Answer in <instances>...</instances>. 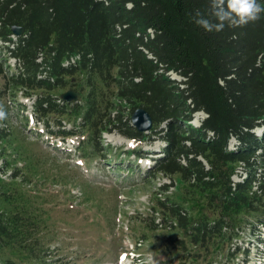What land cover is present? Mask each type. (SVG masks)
Returning <instances> with one entry per match:
<instances>
[{"label":"trees","instance_id":"1","mask_svg":"<svg viewBox=\"0 0 264 264\" xmlns=\"http://www.w3.org/2000/svg\"><path fill=\"white\" fill-rule=\"evenodd\" d=\"M258 3L264 7V0ZM208 7L209 0H0V38L13 44V49L0 46V106L6 113L0 120V142L7 136L1 128L8 116L6 93L43 91L32 100L34 115L42 120L54 114L60 126L70 104L48 93L73 86L74 75L83 73L88 88L84 107L71 103L78 121L69 129L57 128L56 136L87 133L88 141L100 140L103 132L118 130L131 140L142 138L118 109L113 119L109 108L105 112L97 99V77L115 87V100L139 103L150 115L152 131L161 133L164 146L154 171L179 174L208 204L264 206L263 175L255 176L256 168L264 167V13L245 26L207 32L190 14L199 10L207 16ZM14 25L23 34L12 41ZM6 54L16 59L13 71L5 66ZM39 54L42 62L36 61ZM72 54L80 61L63 66ZM172 72L180 79H170ZM195 112L206 114L198 129L189 123ZM259 127L261 134L254 135ZM231 137L236 142L228 151ZM237 164L247 175L232 186ZM255 181L257 192L252 191ZM166 209L181 228H193L186 232L190 237L208 229L219 232L198 221L190 227L178 206ZM14 215L0 210V246L11 243L39 257L12 233ZM35 225L32 221L27 228Z\"/></svg>","mask_w":264,"mask_h":264},{"label":"rangeland","instance_id":"2","mask_svg":"<svg viewBox=\"0 0 264 264\" xmlns=\"http://www.w3.org/2000/svg\"><path fill=\"white\" fill-rule=\"evenodd\" d=\"M6 61L13 70L12 59ZM177 77L170 73V79ZM93 79L105 112L109 108L113 119L118 109L130 124L140 104L115 100L112 84ZM74 81L48 93L69 97L63 99L70 106L60 126L54 114L42 120L34 115L32 100L43 91L17 89L3 99L8 116L1 127L7 136L0 142V210L15 214L12 233L39 257L7 243L0 246V264H264V206L208 204L179 174L154 171L164 146L158 131L150 128L137 140L118 130L103 132L100 140L88 141L87 133L56 136L57 128L78 121L71 103L85 104V74L77 73ZM202 117L193 113L189 123L194 126ZM234 169L231 185L247 175L242 164ZM256 169V178L262 173L264 179V167ZM252 191H258L257 181ZM170 205L185 213L190 227L202 222L219 232L186 235L193 228H181L166 209ZM32 221L36 225L27 228Z\"/></svg>","mask_w":264,"mask_h":264},{"label":"clouds","instance_id":"3","mask_svg":"<svg viewBox=\"0 0 264 264\" xmlns=\"http://www.w3.org/2000/svg\"><path fill=\"white\" fill-rule=\"evenodd\" d=\"M264 13V7L258 0H209L208 15L199 10L190 14L192 21L207 32L222 31L225 25L242 27L255 22ZM6 118L3 107L0 106V120Z\"/></svg>","mask_w":264,"mask_h":264},{"label":"water","instance_id":"4","mask_svg":"<svg viewBox=\"0 0 264 264\" xmlns=\"http://www.w3.org/2000/svg\"><path fill=\"white\" fill-rule=\"evenodd\" d=\"M22 28L18 26H13L11 28V33L14 35H21ZM69 97L68 95H63L62 99L67 100ZM130 127H133L135 130H137L139 133H147L152 125L150 115L143 110L142 108H135L131 112V118H130Z\"/></svg>","mask_w":264,"mask_h":264},{"label":"built area","instance_id":"5","mask_svg":"<svg viewBox=\"0 0 264 264\" xmlns=\"http://www.w3.org/2000/svg\"><path fill=\"white\" fill-rule=\"evenodd\" d=\"M78 59V56H72L70 57L67 61H65V65H71L72 63H76ZM39 60H40V57H39ZM212 135V133H209Z\"/></svg>","mask_w":264,"mask_h":264}]
</instances>
